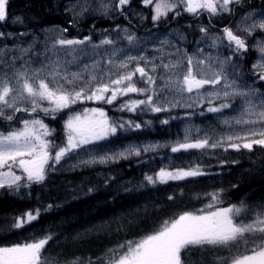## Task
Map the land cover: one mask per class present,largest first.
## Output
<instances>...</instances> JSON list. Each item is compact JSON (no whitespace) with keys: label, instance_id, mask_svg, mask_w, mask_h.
<instances>
[{"label":"snow or ice","instance_id":"1","mask_svg":"<svg viewBox=\"0 0 264 264\" xmlns=\"http://www.w3.org/2000/svg\"><path fill=\"white\" fill-rule=\"evenodd\" d=\"M8 5L9 0H0V24L10 19L22 24L21 17L10 18ZM60 7L70 14L65 23L71 28L89 17L111 21L112 26L97 29L93 22L82 38H69V28L59 25L0 31V190L26 199L34 186L47 188L54 174L132 157L148 165L144 156L162 148L199 155L187 166L150 168L139 184L123 185V191L222 177L211 169L239 164V156L254 150L264 156V0L259 5L254 0H65ZM185 14L189 19L180 24L177 18ZM146 21L151 28L145 26V34L137 35ZM250 49L259 56L246 68ZM102 105L136 116L167 114L158 117L161 125L184 120L183 139L111 148L118 133L142 131L153 122L112 118ZM177 108L190 111L180 117L173 114ZM206 114L212 116L203 129L191 123L194 115ZM45 118L61 124L59 137ZM230 152L238 155L230 157ZM205 156L208 163L200 159ZM256 174L247 170V175ZM113 180L105 176L104 184ZM237 188L239 183L230 182L204 192L206 203L195 211H170L169 202L178 197L166 193L151 203L153 213L161 215L152 219L150 228H141L143 235L117 239L95 257L45 254L49 241L55 242V233L45 228L39 237L0 246V264H264V195L231 203ZM78 190L90 194L96 188L68 191L75 197ZM54 207L58 205L48 203L14 215L0 231L23 229ZM139 212H130L132 219L117 231L147 224L149 217ZM80 237L78 233L74 238Z\"/></svg>","mask_w":264,"mask_h":264},{"label":"trees","instance_id":"2","mask_svg":"<svg viewBox=\"0 0 264 264\" xmlns=\"http://www.w3.org/2000/svg\"><path fill=\"white\" fill-rule=\"evenodd\" d=\"M65 0H9V16H19L23 24L33 27H46L59 25L68 27L66 33L68 37L82 38L89 34V28L93 22L98 28H106L112 25L111 21L100 20L89 17L83 20L74 29L65 23L70 20V14L65 13L63 5ZM119 22V21H118ZM117 22V23H118ZM88 106H93L92 104ZM101 106V105H99ZM82 106H77V108ZM108 115L112 118L123 117L134 119L137 122L151 120L152 126L142 131H130L126 133L124 140H165L174 135L169 125H161L160 119L166 118L167 114H145L136 116L130 113H120L113 110V106L102 105ZM179 111L176 115L181 116ZM63 115V114H61ZM174 124L175 120H170ZM45 123L50 127H55L57 136L61 135V124L45 118ZM120 135V133H119ZM171 153L166 150L159 154L144 156L149 160L148 165L140 164L133 158L127 161H120L118 164L103 166L99 165L92 168L75 170L72 172H61L54 174L52 181L47 188L40 189L34 186L31 197L19 199L0 190V226L11 222V217L24 211L31 210L43 204L52 203L58 205L53 211L42 214L37 222L26 225L25 228L14 232L0 231V246L20 243L33 236L43 235V229L51 228L55 233V242L49 241L44 250L45 254L55 256L58 253L61 257L72 256L74 253L79 255L86 253L95 257L101 254L106 248L111 247L117 239H136L143 235L141 228L147 229L152 226V219L159 218L160 213H153L151 203L161 201L166 193L175 192L177 200L169 202L170 211L180 212L184 210L194 211L195 207L206 202L204 192H210L214 187L221 184L227 187L230 182L239 183V188L234 190L230 196L231 203H237L242 197L259 198L264 195V175H260V170L264 169V156L259 150H254L252 154L239 156L240 163L223 168L224 177L216 179L209 177L189 179L185 181H170L168 185H160L157 189H140L133 192H125L123 185L135 187L143 178V174L150 168L158 170L161 166L160 155ZM154 157V159H149ZM218 168V167H215ZM255 169L257 174L247 175V170ZM105 176H114L115 180L104 184ZM95 186L96 190L90 194L84 191L77 192L73 197L68 190L80 186ZM119 189V191H118ZM183 191L184 195L179 193ZM200 193V198L196 194ZM39 197V201L36 199ZM149 205L147 212L144 211L145 205ZM139 209L141 216H148L147 224L137 227H125L122 231H117L118 227L126 226L132 219L130 212ZM164 218H167L165 215ZM81 234L79 239L74 237Z\"/></svg>","mask_w":264,"mask_h":264},{"label":"rangeland","instance_id":"3","mask_svg":"<svg viewBox=\"0 0 264 264\" xmlns=\"http://www.w3.org/2000/svg\"><path fill=\"white\" fill-rule=\"evenodd\" d=\"M15 26H18L19 28H21V30H24V25L23 24H14ZM0 31H1V29H0ZM30 31H36V30H30ZM137 35H140L138 32H137ZM43 38V36H41V39ZM20 39H22V40H24V39H28L27 37H21ZM8 44H9V46H11V44H12V40L10 39V40H8ZM73 70H75V66H73ZM93 106H99V105H95V104H92ZM178 109H180V108H177V110ZM183 110H186V109H183ZM187 111H190V110H187ZM211 116H212V114H211ZM184 117V116H183ZM209 118H210V116H208L207 114H206V116H204V117H201V116H199V115H194L193 117H192V119H191V123L194 125V126H196V127H199V128H201V129H203L204 127H206L207 126V124L210 122L209 121ZM185 122L186 121H184V120H180V119H177V120H175V124H171V122H169V129H171L172 131H174V127L176 126V125H179L180 124V126H179V130H181V133H178L175 137H172V141H167V142H155V143H160V144H165V143H172V142H174V141H176L177 139H183V134H184V125H185ZM119 136H121V134L119 135V133H118V137ZM113 141H114V143H111V144H109V147H111V148H114V149H119V148H121V147H123V146H125V145H128V144H122V145H117V144H115V142L116 141H118V139L117 138H113ZM134 144H142V143H139V142H136V143H134ZM161 150V149H160ZM159 150V151H160ZM194 152H195V150H190L189 152H187V153H184V152H182V153H170L168 156H163L162 157V161H163V163H162V165L161 166H163V165H169V164H174V165H182V166H187L190 162H195V160L197 159V156L199 155L198 153H196V154H194ZM230 157H232V156H237L238 154H236V153H229L228 154ZM200 159L204 162V163H208L209 162V157H207V156H205V157H200ZM211 161H215V159L214 160H211ZM213 165H215V163H212ZM225 167H227V166H225ZM211 171H213V172H220V173H222V177H224L226 174L224 173V170L223 169H220V168H215V167H213L212 169H211ZM211 178H213V179H216V178H219V177H211ZM23 241H20V243H22ZM243 249H241V251H242Z\"/></svg>","mask_w":264,"mask_h":264},{"label":"flooded vegetation","instance_id":"4","mask_svg":"<svg viewBox=\"0 0 264 264\" xmlns=\"http://www.w3.org/2000/svg\"><path fill=\"white\" fill-rule=\"evenodd\" d=\"M257 3L259 5L260 4V0ZM247 58H250V53L247 55ZM245 66H246V68H250L251 65H250L248 60H245Z\"/></svg>","mask_w":264,"mask_h":264}]
</instances>
